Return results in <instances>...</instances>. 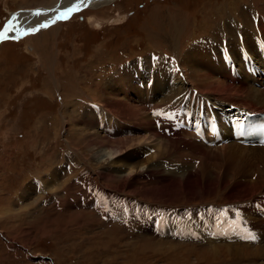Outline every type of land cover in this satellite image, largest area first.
I'll use <instances>...</instances> for the list:
<instances>
[{
    "label": "rangeland",
    "instance_id": "1",
    "mask_svg": "<svg viewBox=\"0 0 264 264\" xmlns=\"http://www.w3.org/2000/svg\"><path fill=\"white\" fill-rule=\"evenodd\" d=\"M60 1L0 0V28L15 11L49 9ZM73 5L71 1L69 6ZM251 6L252 0H115L99 9L84 10L81 4L79 11L67 19H54L50 26L32 34H9V39L0 41V264H264V258L250 259L258 243L235 241L240 255L234 260L224 245L227 241L221 238L182 242L160 239L147 231L141 234L138 229L136 233L131 226L103 220V210L101 217L97 210L80 209L79 200L87 193L83 188L90 185L87 198L99 194L97 200L115 210L119 209L116 199H122L121 203L130 199L132 207L141 208H217L237 204L231 198L240 200L247 196L237 186H244L245 191L247 183L260 188L261 183L252 180L254 176L249 179L250 174L233 173L236 179L226 183L225 179L233 174L225 166L220 168L215 155L198 142L188 144L192 150L177 144L176 154L187 155L186 161L195 167L187 180L181 177L182 169L178 180L167 179L165 172L173 173L175 165L166 166L160 175L158 168L148 169L140 164L125 170L123 164H134L123 159L127 153H136L137 163L140 150L146 145L151 154H158L154 143L143 141L147 130L136 117L142 114V121L144 113L148 120H152L149 112H153V119L157 113L164 115L156 110L162 107L163 96L160 94L154 108L146 100L157 97L153 94L158 90L150 89L158 84L157 77L150 83L140 80L144 93L130 86L132 82L139 84L136 74L128 83L113 80L116 72L154 54L161 56L162 61H170L175 67L172 69H182L184 76L190 75L183 62L189 46L196 42L210 44L212 37L216 39L215 29L225 22L236 24L243 31L246 26L242 28L241 9L252 13ZM91 18L102 22L92 25ZM259 30L264 31V21ZM246 45L243 43L249 51ZM213 50L238 58L236 76L224 65L229 85L238 87L245 83L249 88L264 90L253 84L257 76L242 70L237 41L224 38ZM219 58L220 53L216 61ZM108 81L112 85L106 98L104 87ZM193 97L204 101L196 90ZM93 104L95 109H102L98 119ZM229 106L250 113L237 102ZM98 120L103 127L106 125L101 131ZM116 129H131L134 133L118 135ZM103 145L122 148V157L115 160L121 168L98 165L94 153ZM159 160L172 161L166 155ZM196 174L207 188L216 176L221 182L213 194L202 193L193 200L186 193L176 200L164 196L153 199L152 195L161 188L189 184ZM74 176L80 182L73 180ZM30 179L36 183L25 193ZM243 201L249 200L240 202ZM158 229L152 226L148 230L156 234Z\"/></svg>",
    "mask_w": 264,
    "mask_h": 264
},
{
    "label": "bare ground",
    "instance_id": "2",
    "mask_svg": "<svg viewBox=\"0 0 264 264\" xmlns=\"http://www.w3.org/2000/svg\"><path fill=\"white\" fill-rule=\"evenodd\" d=\"M71 1H73L74 3L77 1L76 4L85 3L88 6L87 8L89 9L92 7L99 9L103 5L113 3L115 0H69V2L68 0H61L60 3L55 6V8L57 9L56 11H61V13L66 12V8L70 7L69 3ZM53 5L55 4L53 3L52 6ZM61 5L64 6L60 7ZM251 10L252 13H250L249 11H245L244 8L241 9V19H243L242 28L246 26L243 31H241L240 26L236 24H228L227 22H225L224 24H221L219 28L215 29L213 36L216 39L214 40L212 37L210 44H199L196 42L195 44L189 46L185 53V56L187 58L184 59L183 62L190 69V75L184 76L182 69L168 70L162 60L159 59L152 63L150 57H148L144 59V61H141V63L140 61L133 62L131 65L126 66L123 70L116 72L113 76V80H118L121 83H128L131 76L136 74L139 76V84L136 85L134 84V82H132L130 83V86L132 89H136L138 91H141V93H144L145 89L142 88L140 80L145 83H150L147 81L149 77H157L158 84L150 86L151 90H158L157 93L153 94L157 97H150L152 100L148 98L146 100L152 103L154 105L152 108H154L155 106H158L160 94H162L163 97L161 98L160 104L162 105V107L156 109L162 113L167 109L172 108V106L170 105V101L173 98L184 93L191 92L193 90L197 91L198 97L202 96L204 101H207L213 105H217L218 107H228L230 104H233V102H237L244 109L250 112H264V90L249 88L245 85V83H242L241 86L238 87L229 85V77L228 74L226 75V73H228V70L224 67V63L222 62L221 58L216 61V56L218 55V53H220V51L217 50L216 52L215 50H213L214 47H219L221 45V41L224 38L228 39L230 42L237 41L238 43V40H236V36L241 34L240 38L242 43H247L246 47L249 48V52H251V54L255 53L256 55L254 41L255 31L259 32L262 38L264 37V31L259 30V26L262 25L264 21V0H252ZM21 14H19V17L17 16V20L12 21L15 24L12 27V30L7 33V39H9V34H21L25 31L31 32L32 29L42 28L41 25L51 24V22L58 17L55 16L56 14L51 11H39V13L28 12L26 13V15H22V17L20 16ZM91 19L92 20H89V22H91L92 25H94V23L99 25V23L102 22L97 19L95 21V18ZM58 20L60 19H57L56 21ZM40 22L43 23L41 24ZM59 27L60 24H58L54 28L57 30V28ZM47 34L48 31L46 30L44 32V36L47 37ZM207 45L211 46L204 47ZM97 54L98 51H96V55ZM231 59L233 60L234 64H237V57L234 56L231 57ZM128 76L129 78H127ZM256 82L262 84L264 83V80L259 79L257 76L255 77L253 84L256 85ZM93 85L95 86L96 84L94 83ZM111 85L112 84L110 83V81H108V83L104 87V96L106 98H108L107 96H110ZM147 95L148 93L144 94L145 97ZM94 101L95 103H98L97 100ZM137 108L139 109V107ZM132 110L133 114L135 115V110ZM141 115L140 118L142 117ZM164 115H161L160 113V115L155 117V120L159 124L157 129L153 126L152 120H148V117L145 113L143 115L142 121L139 117H136V119H138V122H142V124L145 125V129L147 130V136L143 137V141L154 143L159 148L158 154H151L150 146L143 145L145 146V148H141L140 150L139 163H137L138 161H136L135 159V157H137L138 155L134 152H131L125 154L123 159L126 160V163L132 161V163L134 164L131 163V166H125L128 164H123V166L125 167V170H128L129 168L135 169V167L139 164L141 166H146V168L148 169L158 168L157 173L158 175H160V173L166 166L175 165L173 173L165 172V175L168 176L167 179L171 181L178 180L180 169H182L183 175L181 177L183 180H187L193 175L192 171H194L195 167L192 166L190 162L186 161L189 160L187 155L181 156L176 154V150L178 148L177 144H180L181 146L192 150V147H189L188 144H196V141L189 133L185 131L170 130L171 123L166 120ZM170 121H174V117L171 118ZM165 127H168L166 133L164 132ZM225 135H228L227 131L225 132ZM103 147L100 146V149H98L94 153L98 157L96 160L98 165L103 166L105 164H110L112 167L121 168L120 164L116 165L115 160L122 157V148ZM208 152L215 155L214 160L217 165L220 166V168H222L223 166L227 167L226 170L229 171V174L240 173L244 174L245 176H248V174H250L249 179L254 176V178L252 177V180L261 183L260 188H258L255 184L243 183L248 187V190L246 191L244 186H237L238 191L241 194L245 193L247 196L240 200H236L235 198H231V200L240 203L241 200H252L254 197L264 192V147L250 148L228 143L219 147L208 148ZM216 154H219V156ZM162 155L168 156L172 161H160L159 158L161 159ZM141 156L143 157L141 158ZM202 156L207 158L208 160H211L209 156ZM141 159H144V161H141ZM120 161L121 160L119 159V163ZM197 166H199V164ZM125 174L128 175V173ZM234 175L235 174L229 175V178L225 179V182L229 183L230 181H232L231 179H236ZM212 180L213 182L210 181V187L207 188L202 182V179L198 176V174H196L189 184H176L175 189L171 187H163L155 194H153L152 197L154 199L155 197L164 196L171 198L170 200H176L179 199L178 195H180L181 193H186V196L190 200H193L200 197L202 193H204L205 195H211L215 192L216 187H218L217 185H219L221 182L220 178L217 176L212 178ZM222 185L225 186L224 181ZM28 190L29 186L25 188V193ZM215 216L218 215L215 214L209 216V221H197L193 226L186 225L185 232L189 235L196 236L201 235L206 231L212 233L211 235H208L209 237H204V240L208 238L210 240H215L216 237L217 239L221 238L222 241H227L228 244H224L226 246L227 253L229 254V256L231 255L234 260L238 259V256L240 255L239 248H237L238 243L232 244V231L227 232L224 226V221L222 219L213 218ZM244 217L249 222H253L254 228L259 229L260 231L256 233V239L260 240L261 242H258V244L254 246V248L258 249L254 250L253 257H251L250 259L254 261V259L264 258V220L259 221L258 218L249 216V214L245 215ZM253 261H251V263Z\"/></svg>",
    "mask_w": 264,
    "mask_h": 264
},
{
    "label": "snow or ice",
    "instance_id": "3",
    "mask_svg": "<svg viewBox=\"0 0 264 264\" xmlns=\"http://www.w3.org/2000/svg\"><path fill=\"white\" fill-rule=\"evenodd\" d=\"M74 9H75V6H74V8L67 9L66 12H62L60 14V18H67V15H70ZM14 19H15V17H13V20ZM41 27H47V25H41ZM11 30H12V21L10 20L9 23L5 26V28L2 31H0V40L7 39V33ZM38 30L39 29H32L31 32L25 31V32H22L21 35L32 34ZM157 114L159 115V113H157ZM243 238L250 240V241H253V242L256 239V237L253 234H251L250 232Z\"/></svg>",
    "mask_w": 264,
    "mask_h": 264
},
{
    "label": "crops",
    "instance_id": "4",
    "mask_svg": "<svg viewBox=\"0 0 264 264\" xmlns=\"http://www.w3.org/2000/svg\"><path fill=\"white\" fill-rule=\"evenodd\" d=\"M34 178H37V179H38L37 176L34 177ZM33 180H34V179H30L26 186H29V188L34 187V184H35L36 182H34ZM32 182H34V183H32ZM39 183L42 185V180L39 181Z\"/></svg>",
    "mask_w": 264,
    "mask_h": 264
},
{
    "label": "water",
    "instance_id": "5",
    "mask_svg": "<svg viewBox=\"0 0 264 264\" xmlns=\"http://www.w3.org/2000/svg\"><path fill=\"white\" fill-rule=\"evenodd\" d=\"M28 12L31 13V11H27V13H28Z\"/></svg>",
    "mask_w": 264,
    "mask_h": 264
}]
</instances>
